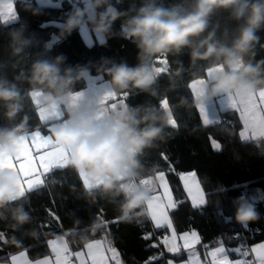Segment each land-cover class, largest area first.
Wrapping results in <instances>:
<instances>
[{"label": "clouds", "instance_id": "clouds-1", "mask_svg": "<svg viewBox=\"0 0 264 264\" xmlns=\"http://www.w3.org/2000/svg\"><path fill=\"white\" fill-rule=\"evenodd\" d=\"M123 2L89 0L83 7H71L59 25L60 35L65 38L87 24L106 43L115 22L120 21L118 35L135 45L137 63L129 65L126 60L117 62L101 57L97 72L110 78L107 83L112 92L127 97L135 91L156 97L162 73L156 59L179 56L185 49L193 65L205 61L213 65L209 68L220 69L213 71L201 86L198 104L227 95L243 104L264 89V60L253 63L247 59L255 55L254 48L260 41L258 33L264 31V0H178L167 6L163 0H140L138 5L132 0L127 10H121L117 5ZM220 12L228 14L235 22L234 28L220 31L219 22L212 21ZM9 37L13 55L22 57L31 46L24 27L10 30ZM66 59L63 54L34 59L27 71H21L15 78L29 82L31 93H38L36 101L40 108L67 106L77 93L75 85L91 76L88 64L65 67ZM176 63L174 75L180 76L183 65L181 61ZM25 99L26 94L16 82L0 75V106L8 121L16 120L24 111ZM66 115L51 135L56 146L68 153L66 166L87 178L91 187H86V197L93 201L97 196L118 201L121 220L138 219L152 198L154 187L139 183L145 172L140 157L166 138L172 113L150 102L138 105L122 102L106 110L103 95L99 98L83 95ZM27 121L24 115L18 124L0 127V155L16 158L17 144L27 133ZM260 154L264 155V151ZM17 181L15 171L0 169V218H9L14 229L32 222L30 213L19 202ZM234 207L238 224L247 226L260 219L255 205L243 195L235 198ZM99 227L93 222L89 229L94 234ZM27 234L33 239L40 235L35 228L27 230ZM88 239L87 235L80 236L81 243H87ZM11 243L21 242L12 237Z\"/></svg>", "mask_w": 264, "mask_h": 264}, {"label": "trees", "instance_id": "trees-1", "mask_svg": "<svg viewBox=\"0 0 264 264\" xmlns=\"http://www.w3.org/2000/svg\"><path fill=\"white\" fill-rule=\"evenodd\" d=\"M60 1L61 6L57 7L42 6L36 0H15L18 19L7 24L0 21V75L16 82L26 94L24 111L14 121L6 119L0 106V127L18 124L21 117L27 115V132H49L52 122L46 124L40 120L31 98V85L23 78L15 80L21 71H27L34 59L63 54L67 58L63 66L88 64L92 75H103L106 79L110 78L97 72L101 57L113 58L117 62L126 60L129 65L137 63L135 45L118 35L119 20L106 43L93 32L95 41L92 45L84 39L81 28L63 38L60 29L42 27L40 20L63 21L71 7L85 5L81 0ZM131 2L124 0L117 7L127 10ZM135 2L138 5L140 0ZM176 2L178 0H163L166 6ZM212 21L219 22L221 32L225 27H235L226 12L215 14ZM21 26L24 35L31 39V46L22 57H18L12 53L9 31ZM258 35L260 41L254 48L255 55L247 57L253 63L264 60V31ZM49 42L48 48L45 47ZM162 60L168 67L156 85V97L133 91L126 98L122 97L123 93H117L120 97L111 102L117 105L121 100L131 105L150 102L163 110L162 100L168 101V111L172 113L176 126L169 125L166 138L146 149L140 157L145 168L141 178L152 177L155 181L160 172H165L173 194L174 207L170 211L173 227L178 233L197 231L201 236L198 248L224 245L232 253V249L244 244L248 248L264 239V198L252 196L256 189L264 195V155L260 154L264 151V138L259 141L241 139L242 121L233 109L223 111L219 123L205 125L202 122L190 83L206 77L208 68L213 65L205 61L193 65L187 49L179 56L157 58L156 65L162 67ZM176 61L183 65L180 76L174 75L178 68ZM86 86L87 81H81L75 85V91ZM213 139L221 143L220 150L214 149ZM188 171L196 172L205 194V203L198 207H193L181 179V174ZM85 194L83 178L69 166L54 169L47 174L43 186L26 191L19 202L30 213L32 222L14 229L9 218H0V264L9 262L21 251H26L32 260L52 256L49 241L60 236L67 237L74 251L83 249L91 240L102 239L118 251L120 264H166L169 258L182 260L187 257V251L171 253L165 249L160 239L167 227L157 229L145 206L138 219L124 221L117 210L118 201L110 202L99 196L93 201ZM241 195L253 203L260 214V219L246 227L234 219V200ZM93 222L100 225L94 234L89 229ZM33 228L40 234L37 239L27 234V230ZM81 235L89 237L87 243L80 242ZM145 236L150 238L145 239ZM12 237L21 243L12 244Z\"/></svg>", "mask_w": 264, "mask_h": 264}, {"label": "snow or ice", "instance_id": "snow-or-ice-1", "mask_svg": "<svg viewBox=\"0 0 264 264\" xmlns=\"http://www.w3.org/2000/svg\"><path fill=\"white\" fill-rule=\"evenodd\" d=\"M14 2L15 0H0V21L7 22L16 18ZM158 70L161 72L165 71L163 68ZM217 70L220 69L209 68L208 77L211 76L213 71ZM205 82V79H197L190 85L196 98L202 94L201 86ZM37 95L38 93H31L32 99L38 105V102L36 101ZM83 95V92L74 93L70 98V103L66 106V110L71 111L76 105L78 98ZM102 95L106 110L108 108H114L117 105L116 103L110 105L107 103L109 100L115 99L117 95L111 91L110 87H106ZM124 97L126 98L125 95ZM122 102L124 101L121 100L120 103ZM219 105L222 110L233 109L239 113L240 120L243 123V129L240 132L241 139L259 141L261 138H264V89L259 90L258 94L255 93L249 97L247 102L243 104L236 102L231 95H227L221 99ZM162 107L165 110L169 109V104L166 99L162 100ZM198 107L204 124L219 123V116L216 115L215 111L212 116L209 115L207 104H198ZM63 116L64 111L59 107H53L51 109H42L39 107L40 120L46 124L52 122L49 127L50 133H52L55 127L59 124L57 122L63 121ZM169 123L173 127L176 126V122L172 118V115ZM214 146L219 148L218 144L214 143ZM67 159L68 153L62 151L56 146L51 134H42L41 131L36 130L31 133H26L20 138L17 144L15 163L13 159L0 155V169H11L17 173V186L19 188L18 195L23 197L26 191H31L34 188L43 186L48 173L52 172L54 169L66 167ZM80 176L83 178L84 186L90 188L91 186L89 185L87 178L84 177L83 174ZM157 178L164 188V195L167 197V203H163L160 196L152 195V198L147 203V209L156 228L164 226L172 228V223L165 211L166 208L174 207L172 196L168 189V185L165 182V174L160 172ZM181 179L184 182V187L187 191L188 197L191 199L193 207L203 205L205 203V196L199 183L196 181L194 174L182 176ZM139 183L154 184V181L152 177H147L142 178ZM155 190L156 186L154 184L152 193H155ZM0 238H2V234H0ZM144 238L149 239L150 236H145ZM179 239L183 241V248L188 252L187 264H201L199 254L194 248V246L200 242L197 233L195 231H192L191 233L185 232L179 237ZM163 243L169 252L178 253L181 251V245L177 243V235L175 231L172 232L171 237L165 238ZM49 246L51 247V251L55 258L54 262L50 258H45L43 260H37L35 264H72L73 256L76 257L79 264H87L85 257L91 261V264H109L110 259L115 261L116 264H120L116 250L110 245L102 244L101 241L88 243L86 245V253L70 252L68 244L64 241L63 237H61L59 241H49ZM231 251L238 253L242 257L249 256V251L244 249L243 246L241 248L232 249ZM225 252V248L221 246L217 247L214 251L208 252L207 256L211 257L212 264H232V262L228 260L227 255H224L222 259H218V256ZM250 252L253 254V259H240L237 260L235 264H264V243L252 247ZM106 253H110L111 255L109 256ZM11 261L12 264H31L24 252H21L18 256L13 255ZM169 264H171V262H169Z\"/></svg>", "mask_w": 264, "mask_h": 264}, {"label": "crops", "instance_id": "crops-1", "mask_svg": "<svg viewBox=\"0 0 264 264\" xmlns=\"http://www.w3.org/2000/svg\"><path fill=\"white\" fill-rule=\"evenodd\" d=\"M36 1H37L38 3L40 2V0H36ZM54 2L56 3V6H57V7H58V6H61V1H60V0H54ZM39 4H40V3H39ZM40 5H41V4H40ZM42 6H49V5H42ZM14 10H15V12H16V18H15L14 20L7 21V22H3V21H2L4 24L14 22V21H16V20L18 19V13H17V11H16V9H15V2H14ZM86 25H87V24H86ZM86 25H84V30H85V31H84V35H85V36L83 35V37H84V39L86 38V40H87L86 42H87L89 45H92V44L94 43V40H92V39L90 40V38L87 37L86 31H90V30H88V29H90V28H89V27L87 28ZM87 26H88V25H87ZM81 28H82V27H81ZM81 31H82V29H81ZM82 34H83V33H82ZM208 69H209V68H208ZM207 78H208V70H207V75H206V77H201V78H197V79H205V80H207ZM197 79H194V80H197ZM108 80H109V79H106L103 75H92V74H91V76H90V77L88 78V80H87V86H86L84 89H81V90H83L84 95L87 96V97L99 98V97L103 94V92H104V90L106 89V87H110V85L107 83ZM194 80H193V81H194ZM193 81H192V82H193ZM192 82L190 83V85L192 84ZM191 89H192V88H191ZM81 90H79V91H81ZM79 91H77V92H79ZM192 92H193V91H192ZM258 92H259V91H258ZM258 92H257V94H258ZM193 94H194V93H193ZM116 97H117V95H116ZM194 97H195V99H196V96H195V95H194ZM223 97H224V96H221V97H218V98H214L213 100H211V101H209V102L207 103V106H208V108H209V115L212 116L213 112L215 111V112H216V115L219 116V121L221 120V113H222L223 111L229 110V109H223V110H222V109L220 108V105H219V104H220L221 99H222ZM31 98H32V96H31ZM115 99H116V98H115ZM115 99H112V100H109V101L112 102V101L115 100ZM32 101H33L34 105L37 107V110H38V113H39V107H40V106H38V105L36 104V102H35L33 99H32ZM196 104H197V107H198V103H197V101H196ZM60 109L64 111V116H63L62 120H65V119L67 118V115H66V114H67L66 106H61ZM198 110H199V107H198ZM200 116H201V115H200ZM201 119H202V117H201ZM61 122H62V121H59V122H57V123H61ZM202 122H203V119H202ZM203 123H204V122H203ZM205 125H206V124H205ZM207 125H209V124H207ZM49 127H50V125H49ZM242 129H243V123H242ZM242 129H241V131H242ZM34 131H36V130H34ZM34 131H29V132H27V133H31V132H34ZM39 131H41V130H39ZM241 131H240V132H241ZM41 133H42V134H51L50 132H48V133H44V132H42V131H41ZM249 140H252V139H249ZM244 141H248V140H244ZM214 143H215V144H218V145H219V148L215 147V146H214ZM212 145H213L214 149H216V150H220L221 147H222V146H221V143H220L218 140H215V139L212 140ZM29 146H31V145H29ZM13 161H14V163L16 162L15 159H13ZM163 173L165 174V172H163ZM192 174H194L196 181L199 183V185H200V187H201V189H202V191H203V188H202V186H201V183H200L199 178H198V176H197V174H196L195 171L184 172V173L181 174V177H182V176H189V175H192ZM157 177H158V175H157ZM157 177H156V180L154 181V184H155V186H156V190H155V193H152V195H158V196H160V197H161V201H162L163 203L166 204V203H167V197L164 195V188H163V186L161 185V182L158 180ZM45 180H46V179H45ZM165 182H166L167 185H168V189H169V191H170V193H171L172 200H173V194H172V191H171L170 185H169V183H168V181H167L166 174H165ZM182 182H183V180H182ZM183 184H184V182H183ZM203 193H204V191H203ZM204 196H205V194H204ZM173 204H174V201H173ZM145 207H146V211H147V213H148V215H149V217H150V219H151V216H150L149 211H148V209H147V204L145 205ZM172 209H173V207H172V208H166V209H165V211L167 212L168 217H169V220L171 221V223H172V219H171V216H170V211H171ZM151 221H152V219H151ZM152 223H153V225L155 226V224H154L153 221H152ZM165 227H167V226H164V227H161V228H157V229H162V228H165ZM173 231H175V233H176V235H177V243H178L179 245H181V251H180V252H182V251H186V250L183 248V241L180 240L179 237L182 236L185 232L191 233L192 231H184V232L178 233V232H176V230L174 229L173 224H172V228H168V227H167V230L165 231V233L163 234L162 238L160 239V241H161L162 244L164 245L165 249L167 250V247L165 246V244L163 243V241H164L165 238H169V237H171ZM195 232L197 233L200 242H199L198 244H196V245L194 246V248H195V251L199 254V259H200L201 264H205V262H206V264H212L211 257H210V256H207V253H208V252H211V251H214L217 247H221V246H223V247L225 248L226 252H225L224 254H220V255L218 256V259H222L224 255H227L228 260H229L230 262H232V264H235V262H236L237 260H240V259L251 260V259H253V254H251V252H250L251 248L254 247V246H256V245H259V244H261V243H264V239L252 243V244H251L250 246H248V248L246 249V250L249 251V256H247V257H242V256H240L238 253H236V252H234V251H233V253L230 252L228 249H226V247H225L224 245H220V246H216V247H211V248H205L204 246H203L202 248H198V247H199V244L201 243V236H200V234H199L197 231H195ZM61 237H63L64 241L68 244L69 250H70V252H72V253H75V252H84V253H86V252H87V247H86V245H87L88 243L95 242V241H101L102 244H106V245H107V243H106L104 240H102V239H96V240H91V241H89V242L85 245V247H84L83 249H81V250H79V251H74V250L71 248L70 243H69V241H68V239H67L66 236H60V237H57L56 239H54V240H52V241H59V239H60ZM241 247H242V246H240L239 248H241ZM112 248H113V247H112ZM114 249H115V248H114ZM115 250H116V249H115ZM167 251H168V250H167ZM21 252H24V253H25L27 259L31 262V264H35V262H36L37 260H43V259H45V258H50V259L53 260V262H54V259H55V258H54V255H52V256H46V257H42V258H40V259L32 260V259L29 258V256H28V254H27L26 251H21ZM21 252H18V253L14 254V255H17V256H18ZM116 252L118 253L117 250H116ZM171 253H172V252H171ZM52 254H53V253H52ZM106 254L109 255V256L111 255L110 253H106ZM73 257L75 258V262H74L73 264H79V261L76 259V257H75V256H73ZM118 258H119V254H118ZM85 259H86V261H87V264H91V261L88 260L87 257H85ZM187 261H188V255H187V257H186L185 259H182V260H175V259H173V258H169L168 261L166 262V264H169V262H171V264H187ZM114 263H116V262L113 261V260H111V259L109 260V264H114ZM1 264H12V261H11V259H10L9 262H4V263H1Z\"/></svg>", "mask_w": 264, "mask_h": 264}, {"label": "rangeland", "instance_id": "rangeland-1", "mask_svg": "<svg viewBox=\"0 0 264 264\" xmlns=\"http://www.w3.org/2000/svg\"><path fill=\"white\" fill-rule=\"evenodd\" d=\"M83 1L85 4L89 2V0H81ZM41 5H49V6H56V3L54 2V0H40L39 2ZM86 25V24H85ZM86 27L88 28V26L86 25ZM82 33L84 35V25H82ZM90 31H86V34H87V37L90 38V40H94L95 41V38H94V33L91 31V29H88ZM85 36V35H84ZM86 40V38H85ZM87 41V40H86ZM162 67L161 68H165L166 66V63H165V60H162ZM254 198H264V195L258 190L256 189L255 192L253 193L252 195Z\"/></svg>", "mask_w": 264, "mask_h": 264}, {"label": "water", "instance_id": "water-1", "mask_svg": "<svg viewBox=\"0 0 264 264\" xmlns=\"http://www.w3.org/2000/svg\"><path fill=\"white\" fill-rule=\"evenodd\" d=\"M62 23V21L60 20H40L39 21V24L44 27V28H47V27H56L58 29H60L59 25Z\"/></svg>", "mask_w": 264, "mask_h": 264}, {"label": "built area", "instance_id": "built-area-1", "mask_svg": "<svg viewBox=\"0 0 264 264\" xmlns=\"http://www.w3.org/2000/svg\"><path fill=\"white\" fill-rule=\"evenodd\" d=\"M119 97H120V95H119V94H117V97H116V99H117V98H119ZM122 97H124V95H122ZM107 103H108L109 105L111 104V102H110V101H108ZM258 232H261V230L259 229V230H258ZM243 248H244V249H247V245H245V244H244V245H243ZM74 262H75V258H74V257H72V264H73Z\"/></svg>", "mask_w": 264, "mask_h": 264}]
</instances>
